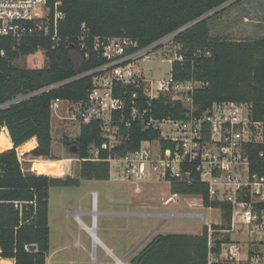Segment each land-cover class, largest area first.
<instances>
[{"label":"trees","instance_id":"16d2710c","mask_svg":"<svg viewBox=\"0 0 264 264\" xmlns=\"http://www.w3.org/2000/svg\"><path fill=\"white\" fill-rule=\"evenodd\" d=\"M61 2L64 17L58 21L60 40L32 36L16 44L11 37L0 36V105L15 97L37 91L24 100L0 107V129L7 130L12 147L0 151V256L14 264H45L49 250L48 188L51 185H77L69 176H49L24 171L16 148L35 137L36 145L23 156L58 159L51 153V109L55 98L82 100L92 84V75L78 76L107 62L92 49L91 38L128 36L140 46L173 34L171 44L176 55L171 62L175 80H197L193 103L198 111L216 100H235L251 105L254 119L264 117V38L232 40L210 34L208 20L242 0H47L53 6ZM88 30V56L78 50L81 25ZM43 50V67H18L14 60ZM176 57H181L178 59ZM57 84V85H56ZM131 86H115V95L125 97ZM139 92V90H137ZM139 94V93H138ZM141 98V97H140ZM129 106L126 107V110ZM154 118H183L186 109L180 101L160 97L150 103ZM120 141L110 149L98 120L80 122L75 138L63 136L68 152L79 160L80 177L109 178L108 157H119L138 148L142 140L158 138L157 130L143 129L138 122L127 127L120 123ZM161 144L164 142L161 141ZM98 156L91 159V148ZM261 153V155H260ZM251 171L264 174V142L249 147ZM172 194H199L205 206H220L225 223L230 207L207 201L203 183L171 182ZM213 249L219 251V242ZM206 226L202 233L157 234L130 259V264H206ZM243 264V263H239Z\"/></svg>","mask_w":264,"mask_h":264},{"label":"built area","instance_id":"2783aa9c","mask_svg":"<svg viewBox=\"0 0 264 264\" xmlns=\"http://www.w3.org/2000/svg\"><path fill=\"white\" fill-rule=\"evenodd\" d=\"M60 6V1L50 6L47 0H0V36L11 37L16 44L32 36H49L56 44L60 40L57 24L64 17ZM172 37L173 34L166 35L144 46L128 36L91 38L92 49L97 52L101 49L100 54L107 62L78 75H92L85 99L51 100V116L52 112L59 114L58 105L62 104L58 119L63 122L80 124L98 120L105 138L101 149L105 150L120 141V123L127 127L134 121L143 129L157 130L158 138L142 140L138 148L122 156L108 157L109 167L115 162L118 177L130 181L203 183L209 203H225L230 207L227 223L205 225L206 264H264V174L251 171L249 158L250 145L264 142V117L254 119L251 105L235 100H216L198 111L192 93L202 82L175 80L171 74L152 81L135 69L139 59L171 43ZM87 39L88 30L82 24L78 50L85 57L88 56ZM116 85L133 87L129 105L125 97L115 95ZM35 93L19 95L0 107ZM160 97L180 101L186 109L185 116L154 118L150 103ZM89 154L95 159L98 149L92 147ZM169 200L171 197L165 202ZM176 215L191 216L173 211L164 216ZM194 216L202 218L201 213ZM233 234L239 238L234 240ZM216 240H222L218 252L213 249L217 246ZM45 264L51 262L46 258Z\"/></svg>","mask_w":264,"mask_h":264},{"label":"rangeland","instance_id":"374dc122","mask_svg":"<svg viewBox=\"0 0 264 264\" xmlns=\"http://www.w3.org/2000/svg\"><path fill=\"white\" fill-rule=\"evenodd\" d=\"M244 15L246 0L210 17V30L213 22L221 25V33L215 27L213 34L210 31L211 36L246 40V22L242 21ZM175 50L176 47L167 42L151 52L149 57L139 59L135 69L152 81L167 78L171 73ZM14 64L25 68L43 67L47 64V58L43 50H38L20 56L14 60ZM58 108L59 114L52 112L51 118V153L60 160L22 159L20 147L17 149L24 171L43 174L33 170V161H55L63 173L45 175L69 176L79 180L77 185H51L48 188V255L51 264H114V257L122 260L123 264H130V259L156 234H200L204 225L225 223L222 208L205 206L201 195L172 194L171 183L163 180L121 179L117 175L115 162L110 163L109 178L106 180L81 178L79 160L68 152L62 140L64 135L75 138L79 134L80 124L58 119L62 104ZM0 135L6 137L5 129H0ZM8 148L7 141V145L0 146V151ZM169 196L172 199L165 202ZM171 211L190 213L191 216L166 218L162 215ZM194 213H201L202 218L194 216ZM92 227L94 230L91 234L88 229ZM232 237L234 240L239 238L236 234Z\"/></svg>","mask_w":264,"mask_h":264},{"label":"crops","instance_id":"0c3cea01","mask_svg":"<svg viewBox=\"0 0 264 264\" xmlns=\"http://www.w3.org/2000/svg\"><path fill=\"white\" fill-rule=\"evenodd\" d=\"M242 1H244V0H242ZM242 21L244 23L246 22V40H254V39L264 38V0H246V16L244 15L242 17ZM220 26L221 25H219V23L218 24H215V22H213V24L211 26V30H210L211 33L213 34L215 32V30L213 29L215 27L217 29V32L218 33H221V27ZM217 35H219V34H217ZM51 118H52V116H51ZM2 128L5 129L4 127H2ZM5 133H6V145H7V141H8V147L11 148L12 147V143L10 142V138L8 136V133H7V130L6 129H5ZM29 141L33 143V146L31 148H27L26 150L24 149L25 152H27L28 150H30L33 147H35V145H36V139H35V137H32L31 139H29L28 141H26L25 143H23L22 145H20L19 146L20 149L23 147V145H25ZM19 147H17L16 150ZM24 150L21 149V151H24ZM23 154L24 153L21 152L22 159H26V158H28V159H35L33 157H30V156H23ZM38 158H42V157H38ZM19 159H20V155H19ZM53 160H57L58 161L60 159H53ZM63 160H67V159H63ZM20 161H21V159H20ZM34 161H37V160H34ZM34 161H33V163H34ZM33 163H32V168H33ZM33 170H35V169H33ZM35 171H37V170H35ZM169 197H171V199H172V196H169ZM162 215L163 216L164 215L166 216V214H162ZM156 229H157V227L154 228L153 230H151V233H154V231ZM2 260L8 261L10 264H14V260L11 259V258H1V256H0V261H2ZM47 260L49 261V255L47 256ZM119 261H121L122 264H123V261L122 260H119L118 258L114 257V264H117Z\"/></svg>","mask_w":264,"mask_h":264},{"label":"bare ground","instance_id":"6f19581e","mask_svg":"<svg viewBox=\"0 0 264 264\" xmlns=\"http://www.w3.org/2000/svg\"><path fill=\"white\" fill-rule=\"evenodd\" d=\"M6 145V137L4 135H0V146ZM33 146L32 142H27L21 149L31 148ZM33 169L37 170L38 173L43 174H54V175H61L63 173L62 168L57 164V162L52 161H36L33 163ZM89 232L93 233V227L88 229ZM1 264H10L8 261L2 260L0 261Z\"/></svg>","mask_w":264,"mask_h":264},{"label":"water","instance_id":"95a60500","mask_svg":"<svg viewBox=\"0 0 264 264\" xmlns=\"http://www.w3.org/2000/svg\"><path fill=\"white\" fill-rule=\"evenodd\" d=\"M22 153H25V150H24V151H22Z\"/></svg>","mask_w":264,"mask_h":264}]
</instances>
